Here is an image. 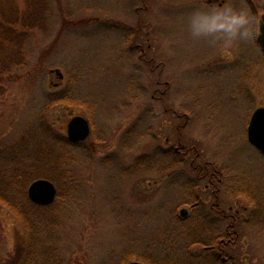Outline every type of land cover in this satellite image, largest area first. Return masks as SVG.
I'll return each mask as SVG.
<instances>
[{"label":"rangeland","instance_id":"1","mask_svg":"<svg viewBox=\"0 0 264 264\" xmlns=\"http://www.w3.org/2000/svg\"><path fill=\"white\" fill-rule=\"evenodd\" d=\"M207 1L0 0V63L9 67L0 146H21L16 160L38 159L44 146L61 155L44 159L53 176L30 178L26 193L38 179L57 186L48 211L64 264H264V155L248 135L264 107V63L247 70L239 61L257 53L254 39L225 46L190 37L185 18ZM255 2L262 17L264 2ZM32 9L45 23L31 19L34 31L14 36L4 29ZM75 116L92 133L73 146ZM223 209L239 216L240 236L221 259L211 250L232 231ZM26 237L0 207V264ZM207 241L214 245L201 255ZM52 249H42L41 264Z\"/></svg>","mask_w":264,"mask_h":264},{"label":"trees","instance_id":"2","mask_svg":"<svg viewBox=\"0 0 264 264\" xmlns=\"http://www.w3.org/2000/svg\"><path fill=\"white\" fill-rule=\"evenodd\" d=\"M13 9L15 11V8L13 7H11L10 10ZM33 10L34 9L30 10V12L28 10L21 15H19L17 11L13 14L17 15L16 18L14 17L15 19L7 18V21L4 24V29L8 26L9 29H7V31H12V36L19 32L27 34L29 31H34L36 24H33L31 19L37 21V24L41 23V25L45 23V21L39 16L41 14H39V10L37 11L36 9V11H34L36 13H34ZM40 11L43 12L42 15L47 16V11H45V9H41ZM4 15H6L5 11ZM41 28L40 30H42ZM23 37L25 36L23 35ZM8 68L9 67L4 63H0V80L9 72ZM65 98H60L59 100L51 99L52 104L46 108V111L55 105V103H58ZM20 148L21 146H12L11 148L0 146V207L6 209L21 222L27 235L26 243L19 244L16 247V252L13 255H10L3 264H41L40 260L38 261V256L42 253V249L48 243L51 244L53 248L50 253L51 258L48 257L49 259L47 263L42 264H64L65 262L60 260L57 253L55 251L53 252V250L58 251V249L55 248V243H58V238L52 231L54 230L53 227L55 225V220L50 217L51 213L48 211L53 205L49 207L37 206L29 200L26 193L29 181L31 182L30 178H48L49 176H53L50 175L49 172H45L46 165L42 166L44 159L48 156L51 157L52 155V158H54L56 162H59L58 160L61 158V155L58 154L53 147L44 146L40 148L38 159L36 157H30L29 155L27 158L25 157L24 160H16L14 158L18 155L16 153L19 152ZM29 160L33 161L30 162ZM26 162H28V164ZM10 166L11 168H9ZM50 172L54 171L50 169ZM50 236L53 238L49 242ZM211 244L208 243V241L206 244H199L203 250L201 255L207 253L208 250L211 249V247H208L211 246ZM226 247H230V245ZM230 257L232 259V256ZM192 258L199 260L200 257L193 255ZM201 261L204 260L202 259L200 262ZM200 262L199 264H206Z\"/></svg>","mask_w":264,"mask_h":264},{"label":"clouds","instance_id":"3","mask_svg":"<svg viewBox=\"0 0 264 264\" xmlns=\"http://www.w3.org/2000/svg\"><path fill=\"white\" fill-rule=\"evenodd\" d=\"M187 31L194 41L204 40L210 45L223 43L232 46L240 41L258 38L264 27V17L254 15L232 2L205 3L185 18Z\"/></svg>","mask_w":264,"mask_h":264},{"label":"water","instance_id":"4","mask_svg":"<svg viewBox=\"0 0 264 264\" xmlns=\"http://www.w3.org/2000/svg\"><path fill=\"white\" fill-rule=\"evenodd\" d=\"M264 33V27L261 29ZM260 42L264 47V34L260 36ZM89 122L82 117H75L68 125V136L72 142L85 141L90 136ZM249 140L264 154V108L255 111L249 126ZM57 196L55 185L46 179L36 180L28 190V197L36 205L50 206ZM186 215V212L182 213ZM129 264H142L132 262Z\"/></svg>","mask_w":264,"mask_h":264},{"label":"flooded vegetation","instance_id":"5","mask_svg":"<svg viewBox=\"0 0 264 264\" xmlns=\"http://www.w3.org/2000/svg\"><path fill=\"white\" fill-rule=\"evenodd\" d=\"M262 1L264 2V0H262ZM207 2H208V4L217 3V4L221 5V6H223V4H225L226 1L225 0H208ZM241 2L243 3V5L245 3L250 8V12L252 14L259 15V11H258V8H257L258 2H255V0H242ZM262 17H264V15ZM259 39H260V36L258 38L254 39L255 46L257 47V50H258L257 53L255 55H253L252 58L249 57L247 59L248 62L246 64H245L246 56L245 55H242V56L240 55L239 61H242L241 65L244 66L245 69H247V70L248 69L252 70V68L255 69L257 66H259L262 63H264V47L260 43ZM80 144H82V143H80ZM211 184L215 185L214 181H211ZM209 188H210V185L207 186V189H209ZM217 192H218L217 189L214 190V196L212 197V199H214V198H216V199L218 198L219 199V197L216 195ZM219 201H216V202L213 203V206L215 207V209L219 208V206L221 205V203ZM218 212L223 215L225 220H229L230 219V215L227 213L226 210H224V209L223 210H219V211L217 210V213ZM230 220L232 221V223H230V225H229V230L231 229L232 231L231 232L229 231V233H227L228 240H221V243L219 244V246H220L219 249L220 250H211L218 257H220V254L218 255L219 251L220 252L221 251H225L224 248L226 246L230 245L231 247H233L234 244L238 243V239H239V236H240V232H239L240 218L236 214V215H232ZM211 239L213 240V238H211ZM211 243H214V241H211ZM212 245H214V244H212ZM223 260L225 261L227 259L224 258Z\"/></svg>","mask_w":264,"mask_h":264}]
</instances>
